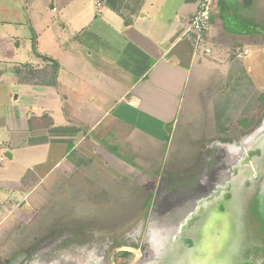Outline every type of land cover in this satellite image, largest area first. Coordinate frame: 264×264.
<instances>
[{
	"label": "crops",
	"instance_id": "crops-1",
	"mask_svg": "<svg viewBox=\"0 0 264 264\" xmlns=\"http://www.w3.org/2000/svg\"><path fill=\"white\" fill-rule=\"evenodd\" d=\"M200 1L0 0V230L79 158L156 172L178 131L249 130L264 47L232 23L256 0H213L209 57L185 35Z\"/></svg>",
	"mask_w": 264,
	"mask_h": 264
},
{
	"label": "rangeland",
	"instance_id": "rangeland-1",
	"mask_svg": "<svg viewBox=\"0 0 264 264\" xmlns=\"http://www.w3.org/2000/svg\"><path fill=\"white\" fill-rule=\"evenodd\" d=\"M247 16L249 21L237 17L232 25L238 30L247 28L250 32L240 37L264 47V0H256ZM257 99L259 111L250 119L249 130L233 126L218 140L213 133L201 140L196 134L195 140L190 133L176 132L173 147L156 172L131 165L118 151L79 158L76 169L50 179L40 197L31 198L25 208L21 205L22 211L11 216L14 221L0 230V264H19L56 240L71 241L66 253L75 264H138L146 250L148 222L162 190L178 179L206 177L211 145L240 140L263 118L264 92ZM85 245L86 250H76ZM90 245L99 247L92 257ZM98 253L103 255L101 261L95 259Z\"/></svg>",
	"mask_w": 264,
	"mask_h": 264
},
{
	"label": "water",
	"instance_id": "water-1",
	"mask_svg": "<svg viewBox=\"0 0 264 264\" xmlns=\"http://www.w3.org/2000/svg\"><path fill=\"white\" fill-rule=\"evenodd\" d=\"M211 149L205 182L180 179L152 211L138 264H264V116L240 140Z\"/></svg>",
	"mask_w": 264,
	"mask_h": 264
},
{
	"label": "bare ground",
	"instance_id": "bare-ground-1",
	"mask_svg": "<svg viewBox=\"0 0 264 264\" xmlns=\"http://www.w3.org/2000/svg\"><path fill=\"white\" fill-rule=\"evenodd\" d=\"M215 147H216L214 150L215 152L217 150V151L223 153V152H227V150H228V147H223L220 145H216ZM206 161L209 162L210 159H206ZM205 172L207 173V170H205ZM205 180H206V177L204 175H202L201 177H198L194 180H187V181H191L190 183L202 184L203 182H205ZM176 181H180V180L179 179L175 180V181H173V183ZM187 181H185V182H187ZM185 182H178V184H176V186H174V187L163 189L162 192L160 193V195L158 196V198L156 199V202H155L156 206L154 207L153 211L158 207L159 203L161 202V199H164L171 191H173L174 189H176L180 185L184 184ZM180 187H182V186H180ZM159 221L160 220L157 216L152 217L151 226H153V225L157 226ZM70 246H72V245L67 244V243H62L60 240L59 241L56 240L55 243H52L48 246H44L41 249H39L37 252H35V255H37V257H38V260L36 262H34L33 264H70L69 262H67L68 257H67V253H66ZM90 247H91V245H90ZM90 247L88 246L89 249H90ZM86 249H87V246L85 245V246L77 247L76 250L81 251V250H86ZM91 249H92L91 252L93 254H91L90 257L94 256V254L98 252L99 247L96 246L95 249H94V247L93 248L91 247ZM102 256H103L102 254L100 255V253H98L95 259L98 261H101L100 259L102 258ZM19 264H28V263H26V260L24 258V259L20 260Z\"/></svg>",
	"mask_w": 264,
	"mask_h": 264
},
{
	"label": "built area",
	"instance_id": "built-area-1",
	"mask_svg": "<svg viewBox=\"0 0 264 264\" xmlns=\"http://www.w3.org/2000/svg\"><path fill=\"white\" fill-rule=\"evenodd\" d=\"M99 5V4H97ZM213 10V0H201L196 11L190 18L185 35H189L198 54L209 57L213 54V44L208 40L207 30ZM246 50H234V56L239 57Z\"/></svg>",
	"mask_w": 264,
	"mask_h": 264
},
{
	"label": "trees",
	"instance_id": "trees-1",
	"mask_svg": "<svg viewBox=\"0 0 264 264\" xmlns=\"http://www.w3.org/2000/svg\"><path fill=\"white\" fill-rule=\"evenodd\" d=\"M264 32V31H263Z\"/></svg>",
	"mask_w": 264,
	"mask_h": 264
}]
</instances>
